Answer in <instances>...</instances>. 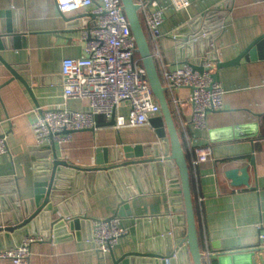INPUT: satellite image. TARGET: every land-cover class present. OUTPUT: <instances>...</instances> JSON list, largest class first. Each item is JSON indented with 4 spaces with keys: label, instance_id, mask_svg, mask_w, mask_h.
<instances>
[{
    "label": "crops",
    "instance_id": "0c3cea01",
    "mask_svg": "<svg viewBox=\"0 0 264 264\" xmlns=\"http://www.w3.org/2000/svg\"><path fill=\"white\" fill-rule=\"evenodd\" d=\"M155 1L167 6L160 27L162 60L155 58L163 82L162 63L166 69L173 70L190 61L192 56L197 59V47L188 48L189 37L204 23H223L211 41L212 51L222 62L237 57L264 33V0H191V5L181 10L173 8L169 0ZM94 7L92 4L78 11L62 12L55 0H0V32L10 28L20 35L18 42L7 37L0 55L9 64L24 66V78L32 89L31 94L21 80L12 78L0 60V135L6 134L9 149L0 157V198H4L6 205L34 196L35 184L49 171L46 159L52 168L53 150L47 157L42 156L46 150L36 149L32 127L35 108L53 109L64 105L73 110L88 108L86 100H64L61 64L65 58L86 55L82 34L84 29L96 24ZM213 72L225 90L224 103L221 110L207 115L202 129L192 122L190 89H174L176 98L182 101L177 107L166 93L189 165L198 238L205 254L203 264H220L221 255L247 249L255 250L256 264H264V246L260 242V234L264 233V58L243 57L233 65L215 66ZM121 110L126 114L128 107ZM108 122L98 118L97 129L76 130L69 141L55 142L57 159L71 166L93 168L97 166L98 147L116 150L157 140L151 123L118 130ZM167 143L170 149L169 140ZM198 146L211 147L212 155L211 160L195 167L193 149ZM251 159L254 165H250ZM127 160L122 153L117 162ZM247 165L250 185H234L226 171ZM169 171L171 177H179L175 164ZM63 175L65 183L76 187L75 194L61 208L43 212L27 226V235L44 237L31 244L27 264H113L114 259L128 252H167L172 249L171 242L173 248L178 246L174 228L184 229L185 212L181 206L176 211L171 209L168 168L164 163L106 171L67 167ZM123 200L130 215L124 209ZM120 212L123 213L121 225L128 233L111 252L103 255L88 239L92 220L106 219ZM61 216L86 218L79 237L74 231L69 236L64 230L53 234L52 228H47L53 227ZM167 231L173 232L172 238L167 236ZM24 234L3 239L0 242L5 245L3 249L21 242L27 236ZM0 264L13 263L0 258ZM144 264L154 263L147 259ZM175 264H179L178 257Z\"/></svg>",
    "mask_w": 264,
    "mask_h": 264
},
{
    "label": "built area",
    "instance_id": "2783aa9c",
    "mask_svg": "<svg viewBox=\"0 0 264 264\" xmlns=\"http://www.w3.org/2000/svg\"><path fill=\"white\" fill-rule=\"evenodd\" d=\"M55 1L62 12L78 11L95 5L93 12L97 16L96 24L92 28L84 29L82 34L86 55L65 58L61 64L64 100H86L88 108L73 110L65 105L53 109L36 107L32 127L37 145H45L52 141L64 143L71 139L73 131L97 129L98 118L110 121L114 117L113 127L118 130L149 124L150 117L161 112V105L153 93L144 65L136 56L137 43L123 9L122 0ZM134 1L139 4L138 12L146 26L152 55L154 59L162 60L159 47L162 35L160 27L167 6L155 0ZM169 4L176 10H181L188 8L191 0H169ZM222 27L223 23L214 25L204 23L200 29L192 33L189 42H196L216 31L218 34ZM174 37H177L176 33ZM211 47L205 49L202 56L197 57L196 64L202 66V71L195 69L189 62L173 70L166 69L162 63L166 93L170 95L176 107L182 101L176 98L174 89L179 87L190 89L188 102L192 107V122L198 129L204 128L207 115L221 110L224 103L225 90L221 82L213 77V68L220 58L212 51L213 44ZM124 106L128 107L126 114L121 110ZM63 130L68 132L60 134ZM8 151L6 134H2L0 157ZM211 155V147H195L192 163L197 167L200 163L211 160ZM121 221L120 214L92 220L93 229L88 239L95 244L99 253L105 255L111 252L120 238L128 233V229L121 225ZM42 239L44 237L39 234L27 235L19 244L0 250V258L10 259L13 264H27L31 244ZM260 242L264 246V233L260 234Z\"/></svg>",
    "mask_w": 264,
    "mask_h": 264
},
{
    "label": "water",
    "instance_id": "95a60500",
    "mask_svg": "<svg viewBox=\"0 0 264 264\" xmlns=\"http://www.w3.org/2000/svg\"><path fill=\"white\" fill-rule=\"evenodd\" d=\"M122 3L123 9L128 17L132 33L135 36L137 51L139 52L142 63L147 71V76L153 93L161 105V114L150 117L149 119V122L154 128L157 140L148 143L127 145L125 147L122 146L116 150H111L109 147H98L96 150L97 166L93 168L71 166L58 160L54 141L41 146L36 145V149L46 150L45 153H42V156L49 157L51 149L53 150L54 160L52 161V168L50 169L49 167V159H46L49 171L47 172V176L40 178L35 184L36 188L33 197L23 199L13 205H6L4 198H0V242H2L5 238L9 239L12 234H21V236L23 233H25L24 235L29 234L27 226L39 215L45 211H51L55 207L61 208L65 202H68L71 198H73L76 187H73V183H65L67 181H63L66 178L63 173L66 172L67 167L83 171H106L130 165L134 166L146 163H164L168 168L169 179L167 187L168 194L172 197L170 200L171 209L176 211L181 206L185 212L184 217L186 225L184 229L180 231L178 228H174L176 243L178 246L173 248L174 244L171 242L172 249H169L167 252H155L153 250L146 252H128L120 258L114 259L113 264H141V262L144 264L147 259H149V262L154 264H175V257H178L179 264H203L205 254L200 249L198 238L195 209L190 184L189 165L169 106L166 87L161 81L148 39L142 27L138 12L139 4L134 0H122ZM216 34L217 31L199 39L196 42H190L188 48L190 47V49H192L197 47L195 48V56H202L205 49L208 50L211 48L212 38L215 37ZM7 37L18 42L20 35L19 33H15V31L10 28H8L5 32H0V49L5 46ZM202 43H204V48L202 47ZM243 57H246L247 59L264 58V33L257 37L237 57L225 62L219 61L216 64V67L220 68L239 63ZM193 58L194 57L192 56L190 61L187 62L192 64L195 69L202 71V66L197 65V59ZM0 60L10 70L13 75L12 78L21 80L27 87L28 91L32 94V89L24 78V66L9 64L1 57V55ZM213 77L215 80L217 79L215 73H213ZM114 123L115 118L112 117L108 124L114 125ZM67 132V130H63L60 134ZM168 140L170 143V149L167 143ZM122 153H124L128 160L118 163L117 161L122 158ZM174 164L178 168V178L171 177L169 171ZM250 165H254L253 159H251ZM248 166L249 165L242 168L229 169L226 171V176L232 180L234 185L249 186ZM64 184L66 185L63 186ZM122 204L124 205V209H126L127 214L130 215L131 211L128 210L126 200H123ZM121 214L123 213L120 212V215ZM84 219L86 218L82 216H61V218L53 224V227L47 228L49 230L52 228L53 234H55V232L58 234L60 230H64L68 232L69 236H72L74 231L76 232L77 237H79V230ZM61 225L66 227H60ZM167 232V236L172 238L173 234H169L171 231ZM8 244H10V242H8ZM4 246L0 243V250L3 249ZM219 260L220 264H256L255 250L247 249L244 251H232L228 254L221 255Z\"/></svg>",
    "mask_w": 264,
    "mask_h": 264
},
{
    "label": "trees",
    "instance_id": "16d2710c",
    "mask_svg": "<svg viewBox=\"0 0 264 264\" xmlns=\"http://www.w3.org/2000/svg\"><path fill=\"white\" fill-rule=\"evenodd\" d=\"M139 16H140V20H141V23H142L143 30H144V32H145V34H146V37H147V39H148V42H149L150 48H151V50H152L151 43H150V40H149V37H148V34H147V30H146V26H145L144 20L142 19V17H141L140 14H139ZM136 54L139 56V59H140V61H141V63H142L141 56H140L139 52H137ZM155 62H156V61H155ZM142 64H143V63H142ZM158 72H159V71H158ZM159 75H160L161 81H162V83H163V85H164V82H163V79H162V75L160 74V72H159Z\"/></svg>",
    "mask_w": 264,
    "mask_h": 264
},
{
    "label": "rangeland",
    "instance_id": "374dc122",
    "mask_svg": "<svg viewBox=\"0 0 264 264\" xmlns=\"http://www.w3.org/2000/svg\"><path fill=\"white\" fill-rule=\"evenodd\" d=\"M137 58H139V56L136 54Z\"/></svg>",
    "mask_w": 264,
    "mask_h": 264
}]
</instances>
